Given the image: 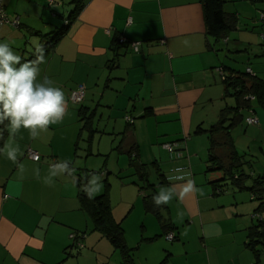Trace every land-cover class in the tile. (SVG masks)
<instances>
[{"label":"crops","instance_id":"obj_1","mask_svg":"<svg viewBox=\"0 0 264 264\" xmlns=\"http://www.w3.org/2000/svg\"><path fill=\"white\" fill-rule=\"evenodd\" d=\"M73 1L2 3L7 18L17 20L20 26L2 25L0 42H8L23 59L35 52L36 44L47 43L46 35L64 31L54 48L44 54L40 78L47 76L63 88L69 103L63 121L51 125L38 139H30L27 130L17 134L16 142L24 153L22 173L0 154V264H122L119 252L94 231L91 218L82 209L76 179L55 178L50 187L42 178L51 163L64 159L73 162L76 177L91 173L90 158L107 153L100 152L103 139L112 140L106 149L127 158V151L134 146L140 163L143 148L138 136L143 130L155 163L158 167L162 163L166 170L164 185L177 183L168 177L180 168L205 192L204 196L173 199L162 207L161 214L172 227L169 234L175 237L170 242L177 243L166 248L172 256L168 264H176L173 259L179 247L186 251L187 261L193 256L187 264H198L196 236L201 249L199 264H264V254L257 262L246 246L248 231L256 224V210L264 199L238 190L229 180L221 183V192L216 191L210 183L220 179L208 182L198 165L204 156L208 160L210 147L208 134L200 129H209L224 108L235 106L233 98L224 97V76L231 74L223 71L222 76L220 69L264 80V20L260 18L264 0H223L225 12L236 14L239 25L218 43L206 34L201 0ZM77 5L78 13L72 15ZM119 39L127 44L114 47ZM131 43L140 44L137 52ZM220 53L225 54L223 58ZM230 54L241 62V70L226 66L224 58L229 59ZM79 86L85 88V98L77 105L70 102V95ZM228 98L233 105L223 106ZM250 102L252 109L241 112L242 120L230 131L243 173L250 177L247 186L264 178V108L254 98ZM127 117L132 120L130 127ZM249 117H255L258 125H247ZM89 118L90 126L86 124ZM5 131L0 147L9 137L6 125ZM186 138L184 148L173 156L181 159L180 163H174L162 146ZM94 143L98 146L95 150ZM28 150L39 155V162L28 158ZM127 165L130 167L129 158ZM37 168L41 179H36ZM227 182L233 190L226 197ZM236 191L247 192L249 197H237ZM147 194L139 190L135 198ZM137 202L133 201L134 208ZM112 216L126 235L125 220L114 211ZM72 235L84 237L73 240ZM78 241L82 248H77ZM126 244L136 248L129 246L127 239ZM133 261L136 264L134 254Z\"/></svg>","mask_w":264,"mask_h":264},{"label":"trees","instance_id":"obj_2","mask_svg":"<svg viewBox=\"0 0 264 264\" xmlns=\"http://www.w3.org/2000/svg\"><path fill=\"white\" fill-rule=\"evenodd\" d=\"M80 0H74V3H79ZM203 10V21L206 30V34L214 42H220L226 40L232 31L237 30L239 25V18L236 14L226 13L224 10L223 0H201ZM78 5L72 15L78 13ZM65 27L69 25V20L65 21ZM64 31L59 30L54 33L45 36L47 43L43 45L44 54L50 52L58 40L63 36ZM119 44V40L116 41L114 47ZM34 53L24 60L34 59ZM113 64V63H112ZM223 71L230 72V76H224V97H231L235 101V106L230 108H224L219 120L202 132L207 133L210 140V147L208 151V160L205 173L221 172L223 177L218 181H212L210 184L218 192H221L223 186L221 183L229 180L231 185L235 186L240 191H247L254 195L258 200L264 199V178H258L252 181L250 186H247V182L250 177L243 173L241 158L238 156L233 142L231 140L230 131L236 127L242 120L243 111L252 109L251 98L256 99L260 107L264 108V80L256 77H252L250 74L231 71L224 68L220 69L223 76ZM249 73V72H248ZM147 113L151 114V109L147 110ZM131 120V119H130ZM90 118L87 119V123L90 126ZM7 122V121H6ZM5 124L0 125V145L5 135ZM128 127L132 125L131 122H127ZM128 158L130 167L134 168L137 174L140 176L141 181L147 182L145 166L139 163V157L137 150L130 148L128 151ZM89 173L77 174L75 183L79 189V200L81 207L91 218L94 226V231H97L102 237H104L111 246L119 252L122 264H134L133 261V249L128 248L125 240L124 230L120 223H117L112 216V209L110 200L107 194L108 183L104 181L106 185L105 193L101 196H96L94 199H89L82 191L81 184L84 183L85 178ZM145 189V190H144ZM140 191L148 192L143 198L144 210L148 214H152L158 221L162 235H169L172 227L161 214V208H156L152 202V196L156 193L155 187L148 182L146 185L140 188ZM264 204H260L256 210V224L248 231L247 248L253 253L255 260L258 262L261 255L264 254ZM83 235H77L76 240H82ZM160 237V236H159ZM175 239V237H174ZM173 239V240H174ZM82 245L81 242L78 241ZM77 243V244H78ZM83 246V245H82ZM161 264H167L165 259Z\"/></svg>","mask_w":264,"mask_h":264},{"label":"clouds","instance_id":"obj_3","mask_svg":"<svg viewBox=\"0 0 264 264\" xmlns=\"http://www.w3.org/2000/svg\"><path fill=\"white\" fill-rule=\"evenodd\" d=\"M44 52L43 45L36 44L35 58L24 60L8 42H0V125L7 121L9 132L8 139L0 147V154L16 164L21 173L24 165L20 159L24 153L16 142L17 134L27 130L30 139L36 140L42 133L48 132L51 125L62 122L68 112L69 101L63 88L56 86L47 76L40 78ZM175 172L177 174L168 179L177 183L158 188L152 196L154 207L169 205L173 199L184 200L197 194L205 195L203 188H198L195 179L185 170L177 168ZM35 176L41 179L39 168L35 170ZM64 176L76 179V168L70 159L51 163L42 180L51 187L55 178ZM102 180L101 173H89L81 184V191L89 199H94L103 188Z\"/></svg>","mask_w":264,"mask_h":264},{"label":"rangeland","instance_id":"obj_4","mask_svg":"<svg viewBox=\"0 0 264 264\" xmlns=\"http://www.w3.org/2000/svg\"><path fill=\"white\" fill-rule=\"evenodd\" d=\"M219 55L221 56V53ZM224 55L225 54H223V56L221 57L223 58ZM227 56L229 57V59L224 58L225 60L224 62L226 63V66L231 65V66L236 67L239 70L243 68L240 61L230 58L231 56H235V54L233 55L230 54ZM225 103L227 106H232L233 100L228 98L226 99L225 102H223V106L225 105ZM255 109L258 112L262 111L259 109L258 106H256ZM135 121H137V119ZM240 128L242 129V127H239L238 129ZM243 130H244V127H243ZM146 136L147 135L145 134L144 130H143V133L139 134L138 136L139 141L143 148L142 156L140 157V163L145 166L147 182L159 188L161 186H165L163 183L162 176H163V172H166V170L165 168H163L162 163H160V167H158L159 165H157V162L155 163L154 156L151 154L148 148L149 140ZM111 141L112 140L103 139L100 143L101 154H104V152H107L105 156L90 158V161H92L91 173L99 172L103 175V180H102L103 188L101 192L96 196L98 197L105 193L106 185L104 184V181L107 180V183L109 186L107 189V194L110 200L111 209L112 211L115 212L116 216H118L120 219L122 218V220H125L124 222L125 223L124 228L126 230L125 240L127 239L129 246H133V248L136 247L133 252L134 260L136 264H161L165 259L167 260V264H168V261L172 262L171 261L172 256L168 255L170 254L169 253L170 249H166V248L167 247L170 248V245H176L177 243L176 242L171 243L167 239L166 236L162 235L160 225L158 221L156 220V218L153 215H149L144 212L142 208L143 207L142 198L144 197V195L138 196V200L135 198V196L138 195V191L140 190V187L143 185H146L147 182L140 181L139 175L136 173L134 168L131 169L130 167H128L127 156L119 155L117 153H113L112 151H110V149H106V147L108 148V144L112 143ZM242 146L244 147V145ZM97 147H98L97 144L94 143V150L97 149ZM158 148H161V146H159ZM166 153L167 154L165 155L168 156L169 154L167 151ZM96 159L98 161H101L100 163L103 165V168L102 166L98 165V161H96ZM202 160L203 162L199 161L198 165H199V168L201 169V172L204 173L207 167V163H206L207 157L204 156ZM101 168L103 169L102 172H101L102 170ZM195 169L196 167L191 168V172L193 176L196 175ZM133 173L135 174L133 175ZM205 176L208 182L209 180L212 181V180L222 179L223 177L221 172H212V173L206 174ZM132 181H136V183L140 185L136 186L135 184H132ZM225 188L226 190H225L224 196L226 197L230 196L229 194H231L230 192L233 190V188L228 182ZM144 192L145 191H142V193ZM235 193L237 197H245V198L249 197V193L247 192H237L236 191ZM133 201L134 202L138 201L135 208L132 205ZM144 226L146 228V233L144 230L145 229ZM155 236H158V237H155ZM148 238H152V241H148ZM195 243H196V263L199 264L198 262L199 256H200L199 252L201 249L199 250V247H198V243H199L198 236H196ZM175 252L177 254H175V258L173 259V261L176 264H187L192 261V258H193L192 255H189L190 258L188 259L189 261H187V257L184 253L186 251L183 250L182 248L179 247V250H176ZM116 258L117 256L114 257L113 261H116Z\"/></svg>","mask_w":264,"mask_h":264},{"label":"built area","instance_id":"obj_5","mask_svg":"<svg viewBox=\"0 0 264 264\" xmlns=\"http://www.w3.org/2000/svg\"><path fill=\"white\" fill-rule=\"evenodd\" d=\"M3 0H0V27L4 24H10L12 25L14 28H19L20 24L17 20L15 21H10L5 12H4V8H3ZM261 20H264V15H261L260 16ZM119 44L120 45H126V41L124 39H119ZM139 46L140 44L139 43H131V47L132 49L137 52L138 49H139ZM250 72V71H248ZM85 98V88L83 86H79L77 87L70 95V102L73 103V104H81L83 102ZM252 99V98H251ZM126 121L127 122H131L130 118L127 117L126 118ZM246 124L247 125H251V126H257L258 125V120L255 118V117H249L245 120ZM187 142V138L186 139H183L182 141H176V142H172V143H167V144H164L162 147L165 151L168 152L169 156L172 158V161L174 163H180V160L179 158H173V156L179 151L181 150L182 148H184L185 144ZM27 156L29 159H31L32 161L34 162H39L40 160V157L39 155H37L36 153H34L33 151L31 150H28L27 151ZM38 157V160L36 159ZM255 218H258V216L255 215ZM71 239L73 240H76L77 239V236L76 235H72L70 237ZM167 239L169 241H172L174 239V236L171 234L167 235ZM83 246L81 244H77V248H82Z\"/></svg>","mask_w":264,"mask_h":264}]
</instances>
